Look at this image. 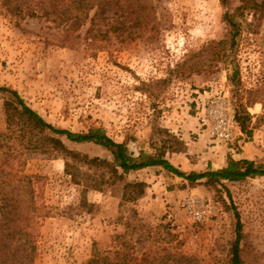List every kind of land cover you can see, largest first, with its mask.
I'll return each instance as SVG.
<instances>
[{"label":"rangeland","instance_id":"374dc122","mask_svg":"<svg viewBox=\"0 0 264 264\" xmlns=\"http://www.w3.org/2000/svg\"><path fill=\"white\" fill-rule=\"evenodd\" d=\"M146 3L152 9L149 18L157 17L159 29L149 27L142 36L126 42L112 38L99 51L86 33L88 26L82 29L79 44L67 48L55 39L62 28L45 18L17 21L3 16L0 87L18 92L55 128L75 133L102 128L115 141H126L134 157L166 151V158L185 174L214 171L212 161L225 153L264 165V20L259 33L244 29L236 51L223 53L215 46L229 34L223 19L228 9L220 0ZM231 4L230 9H235L241 2L231 0ZM225 80L231 86L237 128L233 141L218 145L209 127L200 125L193 99L196 91L209 90ZM10 99L9 93L0 91V132L4 133ZM237 111L246 131L237 121ZM166 130L182 140L186 136V153H170L173 140ZM203 130L211 136L201 139ZM45 134L62 140L70 150L113 161L108 150L94 143H74L48 130ZM201 141H208L207 146L202 148ZM26 143L14 141L25 152L26 172L41 176L38 196L53 211L52 217L39 223L36 264H86L94 243L106 249L117 235L128 232L136 237L131 228L127 230L132 209L152 227L162 221L170 224L179 249L193 258L191 264H230L238 213L244 264H264V176L214 188L203 184L206 180L192 185L161 167L139 170L126 181L149 185L143 199L120 209L111 189L89 191L88 202L95 208L88 213L79 208L82 189L65 175L64 159L42 149L26 151ZM192 198L205 204L202 220L195 219L186 205ZM136 247L139 256L158 249L148 240Z\"/></svg>","mask_w":264,"mask_h":264},{"label":"trees","instance_id":"16d2710c","mask_svg":"<svg viewBox=\"0 0 264 264\" xmlns=\"http://www.w3.org/2000/svg\"><path fill=\"white\" fill-rule=\"evenodd\" d=\"M147 0H0V19L12 16L17 21L27 17L46 19L62 28L55 36L61 47L74 48L81 41V31L86 26L87 35L96 50H103L105 42L116 38L120 42L134 40L143 35L149 27L159 29L157 17L149 18L152 11ZM228 11L224 21L229 27L228 37L215 46L226 53L236 51L238 37L244 29L259 33L264 20V0H240L241 5L230 9L231 0H220ZM114 10L112 16L109 12ZM119 13V14H118ZM251 16V17H250ZM235 76L237 73L234 74ZM1 92L10 94L6 102L5 114L7 132H0V264H36L39 255L38 233L40 220L52 217V208L41 202L37 184L41 176L26 172L24 151L16 148L15 140H24L23 149L42 152L51 157L64 159V173L70 183L81 187L79 208L92 213L95 204L88 202L89 191L104 192L111 189L119 199L120 209L135 205L146 196L149 185L146 182H127L131 173L149 167H161L174 175L184 178L192 185L206 180V186L217 188L224 182H243L255 176H264V165L257 166L253 160H239L228 156L227 166L203 173L185 174L166 158V151L156 154L142 152L138 157L130 153L128 143L117 142L102 128L91 127L87 133H75L67 129L55 128L33 110L18 92L0 87ZM236 118L246 131V123L240 113ZM48 130L56 136L66 137L74 143H94L108 150L113 161L68 149L62 140L45 134ZM165 132V131H163ZM170 153H186L187 145L176 135ZM43 141V142H42ZM132 219L127 222V230L117 235L114 244L102 249L97 243L86 264H191L193 258L187 256L176 244L178 236L173 227L163 221L156 227L143 223L136 209H132ZM236 240L232 246L230 264H244L241 255L243 225L238 213ZM120 219H123L121 216ZM152 241L158 249L151 253L137 254V244ZM176 244V245H175Z\"/></svg>","mask_w":264,"mask_h":264},{"label":"built area","instance_id":"2783aa9c","mask_svg":"<svg viewBox=\"0 0 264 264\" xmlns=\"http://www.w3.org/2000/svg\"><path fill=\"white\" fill-rule=\"evenodd\" d=\"M195 95L194 108L202 128L209 127L214 142L218 145L233 141L237 125L235 109L231 101V86L227 80L209 90L196 91ZM186 205L191 209L195 219L204 218L205 204L198 198L189 199Z\"/></svg>","mask_w":264,"mask_h":264},{"label":"crops","instance_id":"0c3cea01","mask_svg":"<svg viewBox=\"0 0 264 264\" xmlns=\"http://www.w3.org/2000/svg\"><path fill=\"white\" fill-rule=\"evenodd\" d=\"M203 131H204L203 132L204 134L200 135L201 136V139H202V137H207L208 138V137L211 136L210 131H208V130H203ZM183 139L184 140H187V142H188V139L186 138L185 135H183ZM207 143H208V141H204V142L201 141L200 146L202 148H204L205 146H207ZM188 146H190V145L188 144ZM228 156H229V154L228 153H225V155L219 157L220 159L218 161L216 160L217 158L215 160H213L212 161L213 170H219V169H222V168L226 167L227 166V162H228ZM230 156H232L236 160H239V159H242V158H246V157H238L236 155H230ZM216 162H220L221 165L219 164L218 167H217L216 166V164H217ZM151 168H156V167H149V168H146V169H151ZM146 169H143V170H146Z\"/></svg>","mask_w":264,"mask_h":264}]
</instances>
